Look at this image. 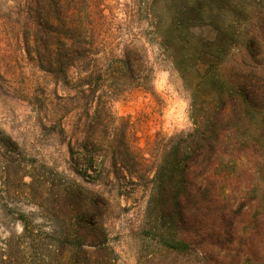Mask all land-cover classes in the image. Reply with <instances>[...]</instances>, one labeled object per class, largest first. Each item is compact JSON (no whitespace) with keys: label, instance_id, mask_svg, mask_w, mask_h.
Instances as JSON below:
<instances>
[{"label":"trees","instance_id":"obj_1","mask_svg":"<svg viewBox=\"0 0 264 264\" xmlns=\"http://www.w3.org/2000/svg\"><path fill=\"white\" fill-rule=\"evenodd\" d=\"M106 1L25 0L15 13L28 60L68 91L51 102V128L90 182H118L122 195L146 188L164 252L216 264V249L234 240L237 168L246 165L251 190L264 180V0H135L190 98L191 128L158 133L145 148L114 102L130 89L156 93V68L142 33L120 36ZM52 175L40 222L19 217L30 264H117L105 193Z\"/></svg>","mask_w":264,"mask_h":264},{"label":"rangeland","instance_id":"obj_2","mask_svg":"<svg viewBox=\"0 0 264 264\" xmlns=\"http://www.w3.org/2000/svg\"><path fill=\"white\" fill-rule=\"evenodd\" d=\"M24 2L0 0V264L31 263L32 254L20 238L23 225L19 217L35 214L40 222L38 204L45 200L43 196L54 197L43 192L47 188L44 177L52 178L56 172L103 191L110 200L106 224L118 254L117 264H187V256L164 252L156 244L159 233H154L147 218L146 188L137 186L122 195L118 182H90L74 170L67 143L51 128L48 116L51 102L68 91L27 58L20 16L15 14ZM106 4L109 20L122 30L120 36L125 39L142 33L156 68V93L130 89L114 102L115 112L130 121L136 144L145 148L158 133L189 130V94L158 41H149L152 31L146 14L137 12L135 0H107ZM236 173L228 190L232 204L238 207L231 228L234 240L216 249L223 256L216 264H264V180L256 176L260 188L251 190L246 165Z\"/></svg>","mask_w":264,"mask_h":264}]
</instances>
